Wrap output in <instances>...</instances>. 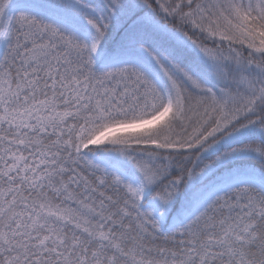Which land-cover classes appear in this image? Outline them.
<instances>
[{"label": "snow or ice", "instance_id": "1", "mask_svg": "<svg viewBox=\"0 0 264 264\" xmlns=\"http://www.w3.org/2000/svg\"><path fill=\"white\" fill-rule=\"evenodd\" d=\"M0 264H264V0H0Z\"/></svg>", "mask_w": 264, "mask_h": 264}]
</instances>
